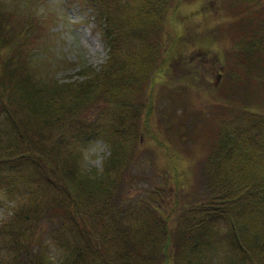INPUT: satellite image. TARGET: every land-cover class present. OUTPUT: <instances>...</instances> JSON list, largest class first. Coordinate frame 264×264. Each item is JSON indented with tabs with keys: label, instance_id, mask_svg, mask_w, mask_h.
Listing matches in <instances>:
<instances>
[{
	"label": "trees",
	"instance_id": "obj_1",
	"mask_svg": "<svg viewBox=\"0 0 264 264\" xmlns=\"http://www.w3.org/2000/svg\"><path fill=\"white\" fill-rule=\"evenodd\" d=\"M92 1L102 6L99 17L106 30L101 33L107 64L98 70L82 66L75 84L54 80L43 85L31 74L29 54L23 48L31 46L33 42L27 43L31 36L39 38L44 30L32 18L25 28L17 29L10 16L0 13V100L17 131L16 141H0V164L18 171L28 165L40 180L20 196L12 218L27 228L21 235L39 243V221L55 214L72 242L58 262L37 252L27 264H213L205 256L216 244L217 220L227 228V258L220 264H264L262 96L259 107L241 106L245 123L240 125L233 117L220 127L221 121L214 120V131L199 141L207 148V199L182 209L177 189L168 209L159 188L147 195L138 217L129 219L132 228L120 230L116 193L142 138L167 149L154 136L141 101L150 77L159 71L161 45L156 35L182 0H127L121 17L120 0ZM226 6L239 17L233 26L236 51L230 56L235 64L226 71L228 83L244 85L245 95L255 88L264 92V0H227ZM126 37L140 39L142 53L117 62L112 52ZM99 106L104 111L110 108L117 121L107 130L111 154L101 173L92 176L79 170L72 137L90 134L86 114ZM222 109L218 114L233 110Z\"/></svg>",
	"mask_w": 264,
	"mask_h": 264
},
{
	"label": "rangeland",
	"instance_id": "obj_2",
	"mask_svg": "<svg viewBox=\"0 0 264 264\" xmlns=\"http://www.w3.org/2000/svg\"><path fill=\"white\" fill-rule=\"evenodd\" d=\"M125 1L118 2L119 17L126 14ZM226 4L227 0H182L179 8L168 14L163 29L156 35L161 45L156 60L160 69L157 67L159 71L150 77L152 80L146 85L148 92L141 102L146 107L144 113L154 136L167 149L142 138L133 162L125 169L123 184L115 198L122 232L132 228L129 219L138 217L147 195L159 188L164 190L168 209L175 202L177 189L182 209L207 199L204 176L207 148L199 141L214 131V120L221 121L218 124L222 127L236 117L241 125L246 122L241 106H261L259 97L264 99V92L255 88L248 90L250 96H247L244 85L239 88V84L228 83L226 71L235 64L230 56L236 51L233 46L237 29L233 26L239 17ZM101 7L92 0H0V13L10 16L17 29L25 28L32 18L44 30L39 38L38 34L31 36L32 41L27 43H33L31 46L24 43L23 48L29 54V71L43 85L54 80L75 84L80 81L78 73L82 66L98 70L107 64L108 50L101 33L106 30L99 17ZM142 49L140 39L126 37L112 54L120 62L138 56ZM218 106L216 115L211 116ZM222 107L233 110L218 114ZM2 108L0 100V141L4 144L16 141L17 131ZM98 108L86 114L90 134L72 137L79 170L92 176L101 173L111 154L107 130L117 121L110 108L105 111L102 106ZM19 170L8 163L0 164V264H27L37 252H44L58 262L72 243L67 231L61 228L59 217L48 214L39 221L42 231L39 243L21 235L27 228L12 218L20 196L40 182L28 165H22ZM5 224L15 229V233L7 230ZM214 225L218 233L216 244L209 248L205 258L220 264L227 258L228 246L224 241L227 228L220 220Z\"/></svg>",
	"mask_w": 264,
	"mask_h": 264
}]
</instances>
